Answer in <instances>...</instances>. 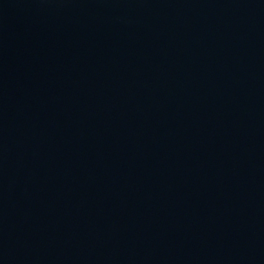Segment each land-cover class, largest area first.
<instances>
[{"label": "water", "instance_id": "obj_1", "mask_svg": "<svg viewBox=\"0 0 264 264\" xmlns=\"http://www.w3.org/2000/svg\"><path fill=\"white\" fill-rule=\"evenodd\" d=\"M0 264H264V0H0Z\"/></svg>", "mask_w": 264, "mask_h": 264}]
</instances>
